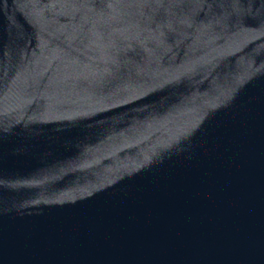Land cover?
Instances as JSON below:
<instances>
[{
  "label": "water",
  "instance_id": "95a60500",
  "mask_svg": "<svg viewBox=\"0 0 264 264\" xmlns=\"http://www.w3.org/2000/svg\"><path fill=\"white\" fill-rule=\"evenodd\" d=\"M0 264H264V0H0Z\"/></svg>",
  "mask_w": 264,
  "mask_h": 264
}]
</instances>
